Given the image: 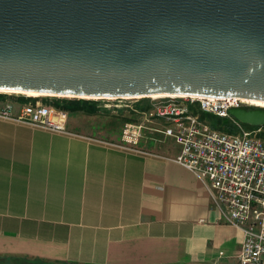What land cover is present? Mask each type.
Wrapping results in <instances>:
<instances>
[{"label": "crops", "instance_id": "crops-1", "mask_svg": "<svg viewBox=\"0 0 264 264\" xmlns=\"http://www.w3.org/2000/svg\"><path fill=\"white\" fill-rule=\"evenodd\" d=\"M119 110L69 113L67 133L0 119V264H237L241 230L172 139L146 144L161 156L100 142Z\"/></svg>", "mask_w": 264, "mask_h": 264}, {"label": "water", "instance_id": "water-1", "mask_svg": "<svg viewBox=\"0 0 264 264\" xmlns=\"http://www.w3.org/2000/svg\"><path fill=\"white\" fill-rule=\"evenodd\" d=\"M0 89L264 101V0H0ZM227 112L264 125L262 105Z\"/></svg>", "mask_w": 264, "mask_h": 264}, {"label": "built area", "instance_id": "built-area-1", "mask_svg": "<svg viewBox=\"0 0 264 264\" xmlns=\"http://www.w3.org/2000/svg\"><path fill=\"white\" fill-rule=\"evenodd\" d=\"M139 99L123 98L124 102L116 105L129 111L135 120L123 123L115 141L100 142L143 155L161 156L146 144L172 139L179 150L171 159L207 185L225 221L241 230L237 264H264V125L248 128L228 114L230 107L244 104L239 98L148 97L138 107ZM3 104L0 119L68 132V112L55 105L41 99H5ZM195 105L199 111L229 118L235 132L213 128L207 119L193 111ZM152 122L159 125L151 126ZM147 131L162 137L149 136ZM213 264L222 263L215 260Z\"/></svg>", "mask_w": 264, "mask_h": 264}, {"label": "trees", "instance_id": "trees-1", "mask_svg": "<svg viewBox=\"0 0 264 264\" xmlns=\"http://www.w3.org/2000/svg\"><path fill=\"white\" fill-rule=\"evenodd\" d=\"M0 99L1 100H5V99H15V100H20V101H28V100H34V99H41L43 103H49L52 105H55L58 108L64 109L66 110L68 113L70 112H75V111H81L85 114H97L99 112H102L100 109V106L98 105V102L95 99H86V98H67V97H56V96H52V97H39V96H24L22 94H14V93H4V92H0ZM146 100H148V98L143 97L141 99H139L137 106L140 107V103H145ZM193 111L195 113H199L200 117L202 119H207L210 122V125L213 128H219L221 130H224L226 132H235V127L232 124V122L230 121V119L226 118V117H219L216 115H212L206 112H202L199 111L195 106H193ZM132 115V114H131ZM127 115L126 117L123 118L124 122L128 121V120H132L134 121L135 118L133 117V115ZM215 118H220L222 121H220L219 119L217 120H213ZM243 126L248 127V128H252L254 126L242 123Z\"/></svg>", "mask_w": 264, "mask_h": 264}, {"label": "rangeland", "instance_id": "rangeland-1", "mask_svg": "<svg viewBox=\"0 0 264 264\" xmlns=\"http://www.w3.org/2000/svg\"><path fill=\"white\" fill-rule=\"evenodd\" d=\"M8 94H10V93H8ZM14 94H22V93H14ZM22 95H24V96H30V97H33V96L45 97V96L39 95V94L38 95H28V94L23 93ZM48 97H52V96H48ZM56 97H58V96H56ZM150 97H152V96H150ZM67 98H73V97H67ZM88 98H90V97H88ZM91 98H97L95 100L98 102V105L100 106V109L102 111V112H99V113H101V114L104 115L105 113H103V112H108V111H106L108 109H110V110L124 109L122 107H116V105L122 104L124 102L123 98H133V97H122V98L121 97L120 98H116V97H104L103 99H98V97H91ZM146 98H148V97H146ZM126 101H128V100H126ZM242 101H244V104L245 105L253 104L249 100H242ZM253 105H256V104H253ZM76 112H81V111L70 112V116H74V113H76ZM118 113H123V112L121 110H119ZM68 116H69V113H68ZM120 118H121L119 120L120 121V125H123V123H124L123 118L124 117L120 116ZM217 119H219L220 121H222L220 118H215L213 120H217ZM107 120H109V119H107ZM150 125L151 126H157L159 124H156V123L154 124V122H152ZM254 127H256V126H254ZM254 127H252V129H254ZM146 133L148 134V132H146ZM263 260H264V255H263Z\"/></svg>", "mask_w": 264, "mask_h": 264}, {"label": "bare ground", "instance_id": "bare-ground-1", "mask_svg": "<svg viewBox=\"0 0 264 264\" xmlns=\"http://www.w3.org/2000/svg\"><path fill=\"white\" fill-rule=\"evenodd\" d=\"M0 91H9V90L0 89ZM24 93L28 94V95H38V94L39 95H45V94H48V93H38V92H24ZM151 96L152 97H160V96H185V95H183V94H153ZM241 100H249L253 104L264 106V101L244 99V98H241ZM242 102H244V101H242Z\"/></svg>", "mask_w": 264, "mask_h": 264}]
</instances>
